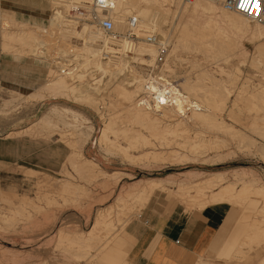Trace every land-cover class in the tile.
Instances as JSON below:
<instances>
[{
  "label": "rangeland",
  "instance_id": "374dc122",
  "mask_svg": "<svg viewBox=\"0 0 264 264\" xmlns=\"http://www.w3.org/2000/svg\"><path fill=\"white\" fill-rule=\"evenodd\" d=\"M144 1H148L152 5L155 3L156 7L163 9V17L154 26L162 34L155 44L160 47V41L165 43L167 55L156 62L155 72H153L151 66L139 64L134 60L128 62L129 66L135 69L133 74L135 78H131V80L145 81L143 79H147L150 73L153 72L155 75L162 74L167 79L169 78L178 85L179 89L183 90L180 86L182 81L194 82L197 80V75L206 70L212 78H205L200 83L205 82L207 85H213L214 82H223L226 89L228 88V91H230L226 106L224 108V103L220 100L224 97V92L226 94L227 91L224 86H216L218 96H215L216 93H214L208 96L202 95L199 98L193 97L201 104V108L208 109L209 112L215 111L218 118L224 121V124L233 126L246 139L237 143L236 140L227 137L230 136L229 134L222 131V134H220L224 141L229 140V142L227 141L229 143L227 147H224V153L229 152L227 151L228 147L230 153H232L231 151H234V153L229 155L230 158L226 157L224 159L223 157L219 161L211 159L209 156L212 155L210 154L206 157L208 160L205 157L188 158L182 161H157L149 158H147L148 160L146 158L129 160L118 151H108L102 145H98L99 129L109 121L113 113L119 115L124 113L123 108H121L124 106L122 104L118 106L117 104V93L108 88L110 85L108 83H112V79L108 78L109 80L106 79V82H101L103 85H107L103 89L87 91L80 88L76 89L73 94L64 91L63 94L57 93V96L52 95L46 89V91L41 89L42 92L38 93L41 94L39 96L36 89L40 90V86L46 84L51 78L49 68L52 67V62L51 59H48V55L43 58L27 53L21 54L19 52L20 44L18 43V45L17 42L16 44L15 42L12 43L13 49L2 50L0 45V216H2L0 217V264H99L97 262V256L101 253L98 252L99 250L91 249L89 254L76 257L72 251L65 247L64 242H60L58 229H62L65 235L67 234L70 237L76 233H85L93 224L97 212L103 211L113 204L121 188L138 181V179L164 178L171 181L172 178L175 180L166 188L161 189L162 191L156 190L155 193L150 194L149 199L147 198L143 203L135 205L133 208L136 211L132 208L133 211L130 210L131 212L125 215L126 220L124 219V223L114 221L113 231L116 232V236L122 232L127 222L128 225L137 218L143 220L145 211L154 202L159 204L183 202L188 208L201 207V204L191 202L189 198L195 194L193 189L185 192L187 196L184 195L185 193L178 191L180 186L178 184L184 178H189L188 180L192 182L220 171L224 172V184L233 182L235 189H240L243 183L242 179H245V176L243 177L239 172L242 173L245 170L254 174L257 177L256 181L264 184V156L260 150V148H264V63H262L264 61H260L259 65H261L259 66L256 63L257 61L254 60V57L256 59L259 56L257 45L264 39L259 40L256 38L257 40H253L249 37L250 35L246 34L234 52L215 57L206 55L201 51L198 52L196 49L176 47L174 44L179 23L185 20L184 16L181 15L184 2L182 1L181 4L177 5L175 2L172 3L171 0ZM56 4L55 0H0V29L3 30L6 27L8 24L7 19L11 16L15 20L9 22V28H14L11 30L35 29L41 40L38 39V41L43 43L46 49H50L49 51L58 49H61V52L70 49L77 51L79 47H83L85 40L74 33V28L81 23L76 22L73 17L72 4L68 6L65 3L64 9H62L64 10L62 12L64 13L61 21L62 25L49 28L50 18L54 13ZM20 12H42V14L31 17ZM72 20L75 21L72 22ZM90 23L94 24L93 22ZM138 23L137 28L140 27V24L141 27L146 24V22ZM38 26L39 28H37ZM136 31V29L130 30V34H127L129 33L127 31L126 37L132 39L131 41L134 43L143 41L144 38H139L141 35ZM134 32L138 37L133 38L131 36V33ZM115 33L117 35L105 33L101 30L103 37L118 38V35L119 37L123 35L119 31H115ZM33 41L31 42L33 43ZM96 44H102V40H97ZM240 46L247 53L244 59L243 55L238 52L241 49ZM59 50L56 52H60ZM195 63L200 64L199 67ZM222 68L224 71H221ZM127 78L123 80L126 83ZM139 78L141 79L139 80ZM95 80L96 78H93V81ZM196 89L197 91H204L201 87ZM204 92L210 93L208 90ZM88 94H91L92 100L84 99ZM237 94L242 97V101H238L237 106L232 107V101ZM185 95L187 96L186 92ZM52 107H56L59 113L52 115ZM46 115L52 116L50 123L41 122V119ZM118 123L126 126L134 125L148 135L146 129L140 127L139 123L131 124L128 121H118ZM191 124L197 127L196 129L208 125L203 121H194ZM29 127L30 129L26 132L6 137L8 132L20 131ZM81 131H84V133H80L79 136L78 133ZM152 141L157 143L155 139H152ZM249 141L252 143H248ZM69 142H73V145ZM118 142L121 145L126 144L123 137H119ZM248 144H251L252 147L251 145L248 147ZM72 150L80 151V154H82L80 159L90 158L98 162L99 167L106 173L98 172L94 176L95 178L92 177L93 180L86 173H81V175L77 173L68 161V156ZM178 150L186 151V149L183 150V147H178ZM138 152L135 151L134 153L137 154ZM28 169L35 172L30 174L27 172ZM190 171L195 173L194 177L187 176L190 175ZM67 180L77 185L79 195L74 200L68 196L69 193L61 190L62 184ZM188 180L186 181L188 182ZM216 188L218 189V186L214 189ZM209 193L207 191V194ZM188 194L191 195L188 196ZM8 197H11V199ZM23 200H29L30 203L25 205ZM246 201L247 203L242 208L233 206L235 210L239 211L245 227L253 214L255 215L253 219L261 220L264 218V208L258 210V206H262L258 198L255 200L247 198L245 201L236 203V205L241 207ZM23 204L27 206L25 216L16 213L15 210L17 206ZM36 205L40 207H36ZM255 212L258 214H255ZM9 216L13 218L10 224L7 223L5 218ZM110 217L116 220L115 211L111 212ZM245 247H247L246 251L251 250L252 260L248 264H257L264 256V242L259 246H255V248H259V256H256L257 250L254 247L252 249V244L245 245ZM80 249L82 250V248ZM247 254L248 252H244L242 256L241 254L235 256L236 260H227L226 258L208 260L212 264H241L247 259L244 258Z\"/></svg>",
  "mask_w": 264,
  "mask_h": 264
},
{
  "label": "bare ground",
  "instance_id": "6f19581e",
  "mask_svg": "<svg viewBox=\"0 0 264 264\" xmlns=\"http://www.w3.org/2000/svg\"><path fill=\"white\" fill-rule=\"evenodd\" d=\"M143 1L144 0H117L111 8H109L105 13L101 14L102 17H109L113 21V31L115 30L123 33V35H120V37L118 35V38L103 37L101 35V30L105 33L107 32L102 29L98 23L93 22L95 24L94 25L85 21L77 25V27L74 28V33L76 36L82 37L85 40L83 43L84 45H82L83 47H79L77 51H73L72 49L69 51L65 50L63 52H61V49H58L60 52H56L58 50L49 51L50 49H46L45 45L40 42L41 40L39 39L35 29L30 28L29 30L24 29L18 31L11 30L14 28H9V22L15 21L11 16L7 19L8 24L6 27L3 30L0 29V45L2 50H7L9 48L13 49L12 43L15 42L16 44L17 42V44H20L19 52H21V54L27 53L28 55L43 58H46V55H48V59H51L52 62V67L49 68V75L51 78L46 84L40 86V90L36 89L38 91H36L37 94L42 92L41 89H46L51 92L52 95L56 96L59 93L63 94L64 91H67L68 94H73L76 89L80 88H83L87 91H94L98 90L99 88L103 89L105 86H107L106 84L103 85L101 82H106V79L108 78L112 79V83H108V85L110 84L108 88L117 93V104L118 106L119 104L124 106L121 107L120 105V107L123 108L122 110H124V113L122 115L113 113L107 123L103 121L105 124L101 130L99 129L100 134L98 137V145H102L105 150L118 151L120 154H122V156L129 160H137L142 158H146V160H148L147 158H149L157 161H182L187 160L188 158H206L210 154L212 155L209 156L211 159L213 158L214 161H216V159L219 161L222 160L223 157L224 159L229 157V155H232L234 151H231L232 153H230V148L228 147L227 151L229 152H227V154L224 153V147H227L229 140L226 139V141H224V138L221 136L222 131H225V133L229 134L230 136L227 137H231L230 139L234 141L236 140L237 143L244 141L246 139L245 136L241 132L237 131V129H235L233 126L224 124V121L218 118L215 111L209 112L208 109L201 108V104H199L198 100L193 97L195 96L199 98L202 95L208 96L209 94H214L218 92L216 86H224V83L219 80V82H214L213 85H207L205 82L200 83L205 78H212L204 68L203 70L205 71H203V73L201 71V74L197 75L196 81L193 82L185 80L180 83V86L183 88V90L179 89L175 82L169 80V78L167 79L162 74H153V72L156 71L154 69L157 68L156 62L159 60V47L155 43L149 42L147 36L150 33H153L157 37L156 40H159V37H161V31L158 32L154 26L155 24L159 23L158 21L163 17V9L156 7L155 3L152 5L148 1H144L145 3ZM171 1L172 3L175 2L177 5L181 4L182 1L184 2V5L182 4L183 7L181 9V15L184 16L185 20L179 23L180 25L174 44L176 47L181 46V48L183 47L185 49H196L198 52L201 51L206 55L215 57L218 55L230 54V52H234V50H236L235 48H238L237 46H239V42L242 41V38L246 34L250 35L249 37L253 40L256 38L259 40L264 39L263 26L238 12L227 9L220 2L209 0H193L191 2H187L185 0ZM55 2L57 4L55 5L54 13L50 18L49 28L62 25L61 21L63 20L64 16V13H62L64 10L62 9H64L66 4L68 6L72 4L71 9H73L79 0H55ZM80 2L83 5L91 7L89 6V0H82ZM90 10L92 11V9ZM133 17L136 19L137 26L139 24L138 22H146L144 27H141V24L139 28L131 26L130 20ZM74 21L75 20H72V22ZM37 28H39V26ZM134 29L137 30L136 33L138 32V34L142 36L139 38H144L143 41H136V43H134L131 41L132 39L126 37L127 31L129 32L127 34H130V30L132 31ZM38 39L40 41H38ZM33 40L36 41L34 42ZM97 40H102V44H96ZM31 41H33V43ZM160 44H163L166 47L165 43L162 41H160L159 45ZM257 46L259 56H257L256 59L254 57V60H256V63L259 65L260 61H264V40L261 41ZM240 47L238 52H240L239 54L243 55L244 59V56L247 53L242 49V46ZM131 60L137 61L139 64L153 67V72L151 71L152 73H150L147 79H143L145 81L135 80V82L131 80V78H135L133 75L135 69L131 68L129 66L130 64H128V62ZM221 71H224L223 68ZM126 77H128L127 83L123 81ZM93 78H96V80L93 81ZM140 79L141 78H139V80ZM197 87H201L204 91L208 90L210 93L197 91ZM224 89H226V85L224 86ZM226 90V94L224 92V97L220 98V100L224 103V108L230 96V91H228V88ZM185 92L187 93V96L185 95ZM90 95L91 94H88V96H85L84 99H91ZM215 96H218V94L216 93ZM241 99L242 97L237 94L232 101L233 106H231H237L238 101H242ZM51 110H53L52 115L59 113L57 112L58 109L56 107H52ZM51 119L52 116L46 115L41 119V122L50 123ZM118 121H128L131 124L139 123L141 125H139L140 127L146 129L148 135L144 134L142 129H138L134 125L130 126L128 123V126L120 125ZM194 121H203L208 125H204V127L201 129H196L197 127H194V125L191 124ZM29 129L30 127L20 131L8 132L6 137L12 134L18 135L19 133L26 132ZM80 133L83 134L84 131L79 132V136ZM111 134L113 135V138ZM224 135L226 136V134ZM119 137H123L126 140L125 145H121L118 142ZM152 139H155L157 143L153 142ZM73 142L69 143L73 145ZM248 143L252 142L249 141ZM250 145L248 144V147H250ZM245 146L247 147V145ZM178 147H183V150L186 149V151H179ZM248 149L250 150V148ZM260 150L262 152L261 154L264 156V148H260ZM135 151L140 152L135 154ZM81 155L82 154H80V151L72 150L70 156L68 157L69 163L74 167L77 173H80V175L81 173H86L88 177H91L92 179V177L96 176L98 172H103L99 167L98 162L87 158L80 159ZM27 172L33 174L35 171L28 169ZM190 172V175L187 176L191 178V176L195 175V173H192L193 171ZM239 173L240 175L242 174L243 177L245 176V179H242L243 183L240 186V189H235V184L231 181V183L228 182L224 184V172L220 171L214 172L203 179H191L193 180L192 182L188 180L189 178H184L182 181L180 180L181 183H177L178 186L180 185L179 188H177L180 193L189 192L190 189H193L195 194H190L191 196L188 194V196H190L189 198L191 202H197L198 205L201 204L203 207L209 203L221 201H231L236 204L238 202L245 201L247 198H252L254 200L258 198L262 204V206H258V210L259 208L263 209L264 184L260 181H256L257 177L254 174L249 173V171L243 170L242 173ZM173 180L175 179L171 178V181L170 179L164 178L139 179L133 184L122 187L116 196L115 202H113V204L105 208L103 211L97 212L93 224L86 232L84 231L85 233H76L70 237L67 236V234L65 235V232L62 229H58L60 242H64L65 247L69 251H72L73 255L76 257L82 254H89V250L91 249L102 252L116 237V232L113 231V226L115 225L114 221H116V223H124L126 220L125 215L128 212H131L130 210L133 211V209H135L133 208L135 205L137 206L139 203L146 201L147 198L149 199L148 196L152 193H155L156 190L160 191L161 189L166 188L167 185L173 183ZM186 180H188V182ZM216 186H218V189H214ZM61 190L69 193L68 196L73 200L77 198V195H79V192L77 193L76 183L68 180L62 184ZM207 191L210 193L207 194ZM184 195H186V193ZM8 198L11 199V197ZM23 201L25 205L30 203L29 200ZM24 204L16 207V213L21 215L24 214L23 216L26 215L25 210L27 209V206ZM36 207L40 206L36 205ZM112 211H115L116 213V220H113L114 218L112 219L110 217ZM255 214L258 213L255 212ZM5 218L9 224L13 221L12 216ZM262 242H264V218L261 220L253 219L244 233L236 256L240 254L242 256L244 252H248L242 249L245 247V245L252 244L253 249V247L255 248V246H259ZM80 248H82V250ZM257 264H264V256Z\"/></svg>",
  "mask_w": 264,
  "mask_h": 264
},
{
  "label": "crops",
  "instance_id": "0c3cea01",
  "mask_svg": "<svg viewBox=\"0 0 264 264\" xmlns=\"http://www.w3.org/2000/svg\"><path fill=\"white\" fill-rule=\"evenodd\" d=\"M20 13L31 17L42 14ZM247 201L243 203L244 206ZM233 206L244 207L230 201L209 203L199 208H188L183 202L175 204L154 202L145 211L143 220L137 218L126 224L127 227L124 226L122 232L97 256V262L212 264L208 259L236 260L240 242L254 214L245 227L239 211ZM242 249L246 251L247 247ZM254 249L257 250L256 256H259V248ZM250 251L244 257L247 259L241 264L251 262Z\"/></svg>",
  "mask_w": 264,
  "mask_h": 264
},
{
  "label": "built area",
  "instance_id": "2783aa9c",
  "mask_svg": "<svg viewBox=\"0 0 264 264\" xmlns=\"http://www.w3.org/2000/svg\"><path fill=\"white\" fill-rule=\"evenodd\" d=\"M82 0H79V2L74 6L71 11H73V17L75 20H77L78 23H83L85 21H90L94 23H98V25L104 29L107 33L111 34L114 33L113 31V21L109 17H102L101 14L105 13L109 8L112 7V5L117 0H89V6L81 4ZM187 2H191L193 0H185ZM209 1H216L220 2L229 10H233L235 12H238L245 17L251 19L254 22H257L261 26L264 27V0H209ZM85 3V2H84ZM245 3L249 6L246 8H242L241 4ZM92 9V11L90 10ZM130 25L136 27L137 22L136 19L133 17L130 20ZM131 36L133 38L138 37L137 34L131 33ZM149 42H158L157 37L154 34H149L148 36ZM167 48L162 44H160L159 47V54L158 59L162 60L166 54Z\"/></svg>",
  "mask_w": 264,
  "mask_h": 264
},
{
  "label": "snow or ice",
  "instance_id": "6c2138e0",
  "mask_svg": "<svg viewBox=\"0 0 264 264\" xmlns=\"http://www.w3.org/2000/svg\"><path fill=\"white\" fill-rule=\"evenodd\" d=\"M248 6H249V5H248V4H245V3H242V4H241V7H242V8H246V7H248Z\"/></svg>",
  "mask_w": 264,
  "mask_h": 264
}]
</instances>
